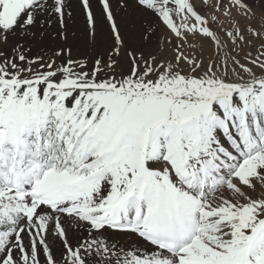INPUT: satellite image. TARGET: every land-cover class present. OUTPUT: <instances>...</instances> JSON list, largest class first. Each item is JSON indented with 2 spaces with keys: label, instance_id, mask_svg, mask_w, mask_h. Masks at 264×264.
<instances>
[{
  "label": "snow or ice",
  "instance_id": "obj_1",
  "mask_svg": "<svg viewBox=\"0 0 264 264\" xmlns=\"http://www.w3.org/2000/svg\"><path fill=\"white\" fill-rule=\"evenodd\" d=\"M0 264H264V0H0Z\"/></svg>",
  "mask_w": 264,
  "mask_h": 264
}]
</instances>
